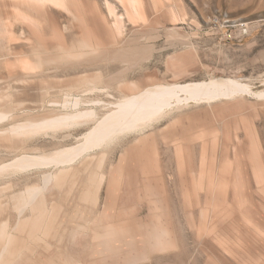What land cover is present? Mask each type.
I'll return each mask as SVG.
<instances>
[{
  "label": "rangeland",
  "instance_id": "374dc122",
  "mask_svg": "<svg viewBox=\"0 0 264 264\" xmlns=\"http://www.w3.org/2000/svg\"><path fill=\"white\" fill-rule=\"evenodd\" d=\"M226 78L249 91L16 163L149 87ZM263 92L264 0H0V264H264Z\"/></svg>",
  "mask_w": 264,
  "mask_h": 264
},
{
  "label": "bare ground",
  "instance_id": "6f19581e",
  "mask_svg": "<svg viewBox=\"0 0 264 264\" xmlns=\"http://www.w3.org/2000/svg\"><path fill=\"white\" fill-rule=\"evenodd\" d=\"M248 87L237 80L228 78L210 80L206 82H186L176 85L149 87L141 93L131 95L120 100L115 106L116 109L114 111L110 112L107 115H104L100 122H97L98 124L96 123L97 125L94 128H92L86 135L84 134L85 141L83 145L59 151L54 156H39V158L22 157L23 159L17 161L16 163L18 165H25L37 162L44 163L47 161H69L73 157L78 155L82 150H84L85 147H96V145H98L99 147V144L104 141V143H109L111 140L113 141V139H115L114 137L110 139L113 135L116 136V134L118 133L119 135H122L120 133L123 132V134H125L127 132L125 130L136 129L140 125L143 126V123L148 122L155 115L157 116V114L164 110V108L170 105L172 106V103H178L183 100L187 101L190 99L192 100V102L194 100L197 103L199 101L211 103L212 101L220 99H229L232 96H235L236 93H241L242 91H249ZM255 95L258 97H264V92ZM74 118L77 119L79 118V116L66 115L65 117L49 120L46 123L62 124ZM37 125L39 126L40 124ZM107 139L108 141H106ZM33 195H35L34 190L30 196L34 197ZM35 197L37 198L36 195Z\"/></svg>",
  "mask_w": 264,
  "mask_h": 264
},
{
  "label": "built area",
  "instance_id": "2783aa9c",
  "mask_svg": "<svg viewBox=\"0 0 264 264\" xmlns=\"http://www.w3.org/2000/svg\"><path fill=\"white\" fill-rule=\"evenodd\" d=\"M233 26L232 27H236L238 28V30L240 31V33L242 34H247L248 32V27L245 23H234L232 24Z\"/></svg>",
  "mask_w": 264,
  "mask_h": 264
}]
</instances>
